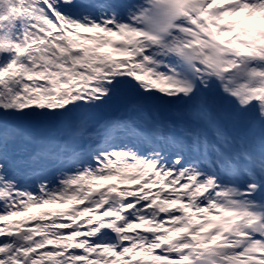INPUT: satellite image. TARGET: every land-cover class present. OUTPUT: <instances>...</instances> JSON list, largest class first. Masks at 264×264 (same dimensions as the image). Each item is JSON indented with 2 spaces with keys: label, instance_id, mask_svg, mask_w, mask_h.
Wrapping results in <instances>:
<instances>
[{
  "label": "snow or ice",
  "instance_id": "6c2138e0",
  "mask_svg": "<svg viewBox=\"0 0 264 264\" xmlns=\"http://www.w3.org/2000/svg\"><path fill=\"white\" fill-rule=\"evenodd\" d=\"M0 264H264V0H0Z\"/></svg>",
  "mask_w": 264,
  "mask_h": 264
},
{
  "label": "rangeland",
  "instance_id": "374dc122",
  "mask_svg": "<svg viewBox=\"0 0 264 264\" xmlns=\"http://www.w3.org/2000/svg\"><path fill=\"white\" fill-rule=\"evenodd\" d=\"M62 208H65V207L63 205H60V204H58V205H45L42 207L29 209V212L27 213V215H39L43 212L53 211V210L62 209ZM20 218H23V217H17V219H20Z\"/></svg>",
  "mask_w": 264,
  "mask_h": 264
}]
</instances>
